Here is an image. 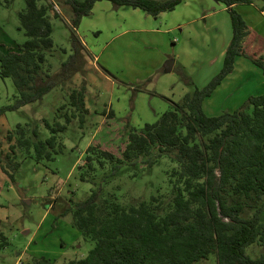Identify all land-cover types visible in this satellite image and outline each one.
I'll use <instances>...</instances> for the list:
<instances>
[{
  "label": "trees",
  "instance_id": "trees-1",
  "mask_svg": "<svg viewBox=\"0 0 264 264\" xmlns=\"http://www.w3.org/2000/svg\"><path fill=\"white\" fill-rule=\"evenodd\" d=\"M52 1L68 8L71 30V54L56 73L46 67L47 56L54 52L52 5L47 0H25L18 20L27 40L17 51L0 48V78L11 79L17 92L0 115L34 104L55 89L64 94L51 121L17 124L6 133L8 152L0 150V169L11 183L22 161L53 162L66 150L61 135L75 122L83 130L91 119L85 102L89 54L76 31L95 3L108 1L115 9L128 7L157 17L184 0ZM214 1L229 14L232 31L219 73L203 88L183 76L189 91L170 101L156 122L128 130L118 148L93 141L85 150V164L77 167L79 180L95 185L98 170L110 169L104 180L125 166L142 163L143 169L151 168L166 156L177 165L168 174L171 195L122 205L114 195H104L100 185L83 200L68 199L60 217L69 216L72 228L93 247L85 257L63 264H264V255L246 252L264 246V94L217 116L203 110L204 101L233 72L237 58L249 60L264 78V38L235 11L237 5L257 0ZM77 75L81 81L68 89ZM7 246L0 232V251ZM27 264L59 263L42 255Z\"/></svg>",
  "mask_w": 264,
  "mask_h": 264
},
{
  "label": "rangeland",
  "instance_id": "rangeland-1",
  "mask_svg": "<svg viewBox=\"0 0 264 264\" xmlns=\"http://www.w3.org/2000/svg\"><path fill=\"white\" fill-rule=\"evenodd\" d=\"M47 1L52 5L54 52L47 56L46 67L54 74L71 54V30L68 8ZM24 7L25 0H0V48L4 51H17L27 40L18 20ZM235 11L264 38V1L237 5ZM76 35L89 54L85 81L95 113L83 130L75 122L61 135L66 150L53 162L36 164L25 159L14 183L0 169V232L8 239V246L0 251V264H27L42 255L59 264L85 257L93 242L84 240L70 225V217L60 214L68 207V199L83 200L95 187L101 185L104 195H114L122 205L171 195L168 174L177 165L166 156L151 168L143 169L142 163L125 166L104 180L110 169L98 170L95 185L81 182L77 167L85 164V150L93 141L118 148L128 130L156 122L169 110L170 101H179L189 91L183 76L195 87H205L221 69L232 31L229 14L214 0H185L157 17L128 7L115 9L110 2L99 1L81 19ZM171 60L173 69L166 73L165 64ZM234 68L204 101L206 115L233 111L246 106L249 97L264 94V78L258 67L240 58ZM78 81L79 75L68 89ZM16 94L11 79L0 78V108L12 105ZM63 95L55 89L34 104L0 115L2 153L8 152V131L17 124L51 121ZM246 252L258 257L264 255V246L254 245Z\"/></svg>",
  "mask_w": 264,
  "mask_h": 264
},
{
  "label": "crops",
  "instance_id": "crops-1",
  "mask_svg": "<svg viewBox=\"0 0 264 264\" xmlns=\"http://www.w3.org/2000/svg\"><path fill=\"white\" fill-rule=\"evenodd\" d=\"M184 1H185V0H184ZM184 1H183V2H184ZM183 2H182V3H183ZM182 3H181V4H182ZM224 52H225V51H224ZM240 58H241V57H240ZM240 58H237V59H236V61H235V67H236L237 62H238V60H239ZM234 69H235V68H234ZM89 90H90V86H88V88H87L85 102H86V106H87V108L89 109L90 114H91V113H93V112L95 113V110H92V109H91V106H92V105H91V104L89 103V101H88V95H89V93H90Z\"/></svg>",
  "mask_w": 264,
  "mask_h": 264
},
{
  "label": "water",
  "instance_id": "water-1",
  "mask_svg": "<svg viewBox=\"0 0 264 264\" xmlns=\"http://www.w3.org/2000/svg\"><path fill=\"white\" fill-rule=\"evenodd\" d=\"M173 64H174V61H168L166 64H165V72L166 73H169L171 72V70L173 69Z\"/></svg>",
  "mask_w": 264,
  "mask_h": 264
}]
</instances>
